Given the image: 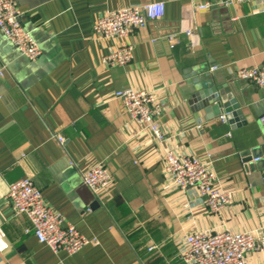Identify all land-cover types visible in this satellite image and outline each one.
Returning a JSON list of instances; mask_svg holds the SVG:
<instances>
[{
    "label": "crops",
    "instance_id": "crops-1",
    "mask_svg": "<svg viewBox=\"0 0 264 264\" xmlns=\"http://www.w3.org/2000/svg\"><path fill=\"white\" fill-rule=\"evenodd\" d=\"M14 1L42 54L30 60L0 32V264H186L190 232L249 230L264 238V87L235 74L264 65V0L209 9L198 7L206 0ZM150 2L165 3L162 18L122 39L95 33L106 12ZM127 43L135 48L129 64L103 63ZM209 81L224 97L233 94L244 121L222 120L227 114L213 109L223 111L219 93L216 103L194 101ZM128 88L153 92L163 140L114 97ZM168 150L211 161L233 201L214 213L195 189L175 186L164 169ZM97 163L113 178L98 197L83 182ZM25 177L90 243L55 252L37 239L7 196ZM246 260L264 264V249Z\"/></svg>",
    "mask_w": 264,
    "mask_h": 264
},
{
    "label": "built area",
    "instance_id": "built-area-1",
    "mask_svg": "<svg viewBox=\"0 0 264 264\" xmlns=\"http://www.w3.org/2000/svg\"><path fill=\"white\" fill-rule=\"evenodd\" d=\"M247 1L249 0H206L198 7H229ZM165 11L163 2H150L108 11L97 19L94 31L100 37L126 38L133 29L146 26L149 20L162 18ZM22 15L14 0H0V32L27 58L36 60L41 56L42 50L39 43L24 28ZM187 33L190 34L191 31ZM134 50L132 44H121L103 57V63L109 66H125L133 60ZM235 74L242 81L264 87V65L240 67ZM114 97L124 102L129 116L142 129L149 130L157 139H164L163 131L156 121L160 106L153 92L128 88L115 91ZM221 118L223 121L227 120L225 115ZM260 122L264 129V113ZM201 126L199 124L197 127ZM55 137L64 145L65 138L62 135L57 134ZM211 164V161L205 162L193 154H181L175 150H168L164 159V169L171 182L182 190L195 189L204 199L206 206L212 212L218 213L233 201V193L217 185ZM83 182L98 197L110 188L113 178L103 163H97L83 174ZM7 196L15 213L27 215L34 235L53 251L76 253L90 243V240L73 224L67 222L61 213L55 212L45 203L42 190L32 179L25 177L11 183ZM185 242L187 247L183 248L181 253L186 264H247L246 254L249 251L264 249V238L249 230L194 231L186 235ZM153 248L155 247L150 249Z\"/></svg>",
    "mask_w": 264,
    "mask_h": 264
},
{
    "label": "water",
    "instance_id": "water-1",
    "mask_svg": "<svg viewBox=\"0 0 264 264\" xmlns=\"http://www.w3.org/2000/svg\"><path fill=\"white\" fill-rule=\"evenodd\" d=\"M208 87H206L205 91L202 93L194 92L193 98L194 101H200L201 104L209 105L211 103H216L218 100H222L223 102V111H220V108L218 104H215V107L213 108L214 111L218 114H227V118H229L230 122L233 123L235 121L239 122L241 120L244 121L243 111L241 108V105L238 103L236 99H234L233 94L227 91L226 97H224L225 90L222 89V87H215L212 85L209 81L207 83ZM218 93L220 96V99L218 97ZM207 112L210 111V107L206 109Z\"/></svg>",
    "mask_w": 264,
    "mask_h": 264
}]
</instances>
